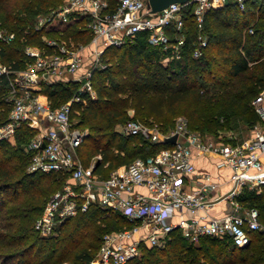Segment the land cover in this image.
I'll list each match as a JSON object with an SVG mask.
<instances>
[{
  "label": "built area",
  "instance_id": "obj_1",
  "mask_svg": "<svg viewBox=\"0 0 264 264\" xmlns=\"http://www.w3.org/2000/svg\"><path fill=\"white\" fill-rule=\"evenodd\" d=\"M246 1H176L151 11L147 0H117L113 10L107 0H63L47 15H37L34 29H44L42 44L23 46L27 57L23 67H11L0 54V77L7 79L5 98L10 103L7 118L0 124V138L12 139L20 124L27 125L34 131L23 144L29 154L27 170L68 175V181L50 194L34 220L40 234L55 233L65 219L90 204L118 211L131 223L104 232L90 264H122L138 256L141 246L164 243L173 230L192 242L211 235L226 237L237 246L249 242L251 230L264 234L257 207L239 198L244 189L258 193L264 184V85L250 101L258 121L239 142L220 134L205 137L190 128L185 117H179L167 131L156 124L126 119L118 129L121 134H139L151 142L165 141L172 134L176 138L153 153L117 165L107 175L94 167L101 153L92 156L87 165L81 162L77 147L87 129H81L72 116L74 102L95 97L91 74L104 66L100 57L106 46L132 42L145 32L148 44L162 54L159 60L169 63L182 54L190 18L196 28L192 49L196 57L207 44L203 30L206 12L228 2L242 9ZM80 18L91 33L86 44L46 34ZM247 30L252 31L251 26ZM15 35L14 30L0 26V49ZM87 44L92 45L90 61L82 52ZM66 80L78 82L76 89L67 100L52 106L41 86ZM206 154L215 158L216 169L229 170L226 177L196 170L194 157ZM106 165L104 162L102 167ZM218 203L224 206L214 213Z\"/></svg>",
  "mask_w": 264,
  "mask_h": 264
},
{
  "label": "trees",
  "instance_id": "obj_2",
  "mask_svg": "<svg viewBox=\"0 0 264 264\" xmlns=\"http://www.w3.org/2000/svg\"><path fill=\"white\" fill-rule=\"evenodd\" d=\"M62 1L0 0V26L16 34L12 42L1 45L4 63L13 68L24 66L27 57L23 46L42 44L44 29H34L37 15H47ZM107 1L113 10L117 0ZM83 22L80 18L46 34L88 43L91 33ZM186 26L182 54L169 63L159 60L160 51L148 44L145 32L138 33L132 42L105 47L101 54L106 58L105 66L95 68L91 74L95 97L73 103L80 108L76 123L87 128L77 147L84 165L99 152L101 159L96 169L103 174L106 161L107 169H112L126 159L130 161L170 144L117 131L115 124L127 116L129 103L137 108L136 113L147 110L164 120L168 113H183L189 127L201 133L222 128L237 130L240 124L250 129L258 121L250 101L264 85V62L258 69L253 68L264 56V0H247L242 9L228 2L206 12L203 30L207 44L196 57L192 55L196 28L190 18ZM248 26L252 31L247 30ZM77 85L72 80L58 81L43 84L40 90L56 106L67 100ZM6 91L7 79L3 75L0 124L10 109ZM33 133L22 123L14 133L15 143L0 138V264H90L101 235L131 223L118 211L90 204L85 211L65 219L56 233L40 234L34 220L50 194L68 181V175L54 170H27L29 154L23 144ZM239 198L257 207L264 223V184L258 193L244 189ZM249 237L243 246L211 235L192 242L173 230L164 243L143 245L138 256L122 264H255L263 258V235L251 230Z\"/></svg>",
  "mask_w": 264,
  "mask_h": 264
},
{
  "label": "rangeland",
  "instance_id": "obj_3",
  "mask_svg": "<svg viewBox=\"0 0 264 264\" xmlns=\"http://www.w3.org/2000/svg\"><path fill=\"white\" fill-rule=\"evenodd\" d=\"M62 3V2H61ZM60 3V4H61ZM58 6V5H57ZM83 44H86V43H83ZM92 45L91 44H87L83 49H82V52H84L85 54H87V60L90 61V54H88V51L91 49ZM158 54V58H161L162 57V54L161 53H157ZM101 60L100 62H104V66H105V61H106V58L105 57H100ZM259 60L261 62L255 64L256 66H254L253 68L258 69V67H260V63L264 62V56L260 57ZM259 65V66H258ZM103 66V67H104ZM102 68V66L100 67ZM99 69V68H98ZM262 77L264 78V74H261ZM6 95V94H5ZM136 110L137 108L133 105H131L130 103L128 104V106L126 107V117H123L120 122L116 123L115 124V129L118 131L119 127H120V124L123 122L122 120L125 119V118H133V119H136L138 121H140L141 123H144V124H148V125H157V127H159L161 130L163 131H167L168 129H170L174 123L176 122V120L179 118V117H185L183 113H176V114H172V113H168V117L164 120L163 118L155 115L154 113H150L148 112L147 110H143L144 112L142 113H136ZM80 112V108H78L77 106H73V112H72V115H73V118L74 120H78V117L77 115L79 114ZM186 118V117H185ZM79 127H81V129H87L86 127H84L83 125H79ZM193 130H196V129H193ZM200 132V131H199ZM121 133V132H120ZM201 133V132H200ZM205 137H216L218 134L228 138V136H231V140L233 141H236V142H239V141H242L244 140L248 134H249V129L246 127L245 124H240V127L239 129H226V128H222V129H219L217 130V132H204L202 133ZM8 140V139H6ZM10 143H15L16 140H15V135L12 139H9L8 140ZM94 156V155H93ZM92 158V157H91ZM81 160V159H80ZM129 161V159H126L124 162L122 163H127ZM82 162V160H81ZM90 162V161H89ZM88 162V163H89ZM107 162V161H106ZM87 163V164H88ZM108 163V162H107ZM120 163V164H122ZM86 164V165H87ZM119 165V164H118ZM113 169V168H112ZM103 174H108L109 171L111 169H107V165L106 167H103ZM122 228V227H121ZM117 229H120L117 228ZM114 230V229H113ZM56 233V232H55ZM263 237H262V240L263 241L262 243H264V234H262ZM261 263H264V251H263V258L261 261H259L258 263H255V264H261ZM61 264H73L71 261H64L63 263ZM236 264H239V263H236Z\"/></svg>",
  "mask_w": 264,
  "mask_h": 264
},
{
  "label": "crops",
  "instance_id": "obj_4",
  "mask_svg": "<svg viewBox=\"0 0 264 264\" xmlns=\"http://www.w3.org/2000/svg\"><path fill=\"white\" fill-rule=\"evenodd\" d=\"M214 160L215 158L212 155L206 154L194 157L193 163L196 170H208L214 176L218 175L220 177H226L229 170L227 168L216 169ZM223 206V203H218L214 206V209L212 211L214 213H219L222 210Z\"/></svg>",
  "mask_w": 264,
  "mask_h": 264
},
{
  "label": "water",
  "instance_id": "obj_5",
  "mask_svg": "<svg viewBox=\"0 0 264 264\" xmlns=\"http://www.w3.org/2000/svg\"><path fill=\"white\" fill-rule=\"evenodd\" d=\"M184 2L186 0H147V4L150 7L151 11H157L162 9L163 7L167 6L168 4L172 3V2ZM176 138V134H172L168 137L165 138L166 142H173ZM99 163V161L97 160L94 167Z\"/></svg>",
  "mask_w": 264,
  "mask_h": 264
}]
</instances>
